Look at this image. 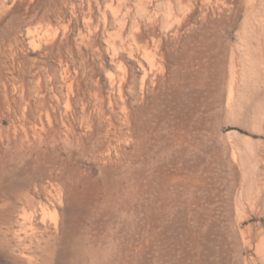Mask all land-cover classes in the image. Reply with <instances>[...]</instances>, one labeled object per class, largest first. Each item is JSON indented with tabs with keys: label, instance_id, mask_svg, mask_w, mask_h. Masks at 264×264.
Segmentation results:
<instances>
[{
	"label": "rangeland",
	"instance_id": "rangeland-1",
	"mask_svg": "<svg viewBox=\"0 0 264 264\" xmlns=\"http://www.w3.org/2000/svg\"><path fill=\"white\" fill-rule=\"evenodd\" d=\"M196 1L0 0V264H235L264 228V72L230 98L244 14Z\"/></svg>",
	"mask_w": 264,
	"mask_h": 264
},
{
	"label": "bare ground",
	"instance_id": "bare-ground-1",
	"mask_svg": "<svg viewBox=\"0 0 264 264\" xmlns=\"http://www.w3.org/2000/svg\"><path fill=\"white\" fill-rule=\"evenodd\" d=\"M200 1L202 3L201 5L204 8V10H201V11L206 13L208 10V5L213 1L212 0H200ZM200 1L197 0L196 2H200ZM218 1H220V0H217V2ZM219 4H220V2H219ZM219 4H218V7L220 8V10L225 9V8H227V9L229 8L230 12L232 10L234 11V12L233 11L232 12L234 13L233 18L235 19V21L242 14V12L244 14L245 30L243 31L244 32V34H243L244 43H243V48H242L244 55H242V53L241 54L238 53V51L236 50L237 48L235 49L233 46H231L230 47L231 49L229 50L230 51V57H229L230 68H229L227 75H228V78L230 81V85H229L230 86V89H229L230 95L229 96H230V98L231 97L233 98L235 90L238 88V87L236 88V84H238L237 82L240 83L241 78H248V75L251 76L252 74H254L257 78H261L260 77V71L264 72V0H222L221 5H219ZM225 11H226V9H225ZM130 12L132 14V11H130ZM133 15H134L133 23H138L136 14H133ZM206 15H208V13H206ZM150 16H152V15H149V17ZM149 20H150V18H149ZM190 20H194L193 14H191V13H190ZM206 20H208V19H206ZM124 24L125 23H123V25H122V30L124 28ZM154 24L155 23L152 24V27L155 26ZM250 30L255 34L254 37H251V34H249L248 31H250ZM254 41H257V45L255 46V53L251 54L249 52V49H250L251 45H254L253 44ZM246 69L248 70V72H246ZM155 163H156V161L150 164L152 167H155L154 170H156V164ZM157 169L161 170V167H159ZM164 175H165L164 177L157 178V182H159L158 191H160L161 194L157 193V196H156V199H157L156 203L157 204L156 205L159 207V209L162 210L161 214L150 213L152 211H150L147 214V217L150 221H155V223L159 222L160 224L162 223L163 225L171 217L172 214L171 215H169V214L176 209L178 202L181 201L179 196H178L179 193H177V190L179 187V177L177 175H171V176L166 175V174H164ZM155 191H157V190L155 189ZM182 201H183V199H182ZM27 202H29V201L26 199V203ZM154 202H155V200H154ZM181 202H180V204H181ZM151 205H153V204H151ZM151 208H152V206H151ZM147 209H149V208H147ZM154 209H156V207ZM256 233H257L256 237H254V236L248 237V236L244 235V233L242 232V234H243L242 239L237 241L238 244L235 242L237 244V246H239V247H237L234 243L233 246H236L238 248V252L236 253V257H234L235 262L233 261L235 264H264V228H262V229L260 228L258 232L256 231ZM255 239H258L257 243L254 242ZM221 241H223V240H221ZM225 242H227V241H225ZM225 242L223 245H225ZM219 244L221 246V243H219ZM248 246L250 248H253V252H251L250 256H248V255L243 256V254H242L243 248H245V247L248 248ZM226 247H222V248L225 249ZM236 247L234 248V250H237ZM219 249H221V247ZM228 249H231V248H228ZM234 250L233 251L231 250V251L234 252ZM210 251H211V248H210ZM221 251L223 253L222 249H221ZM221 251H219V252H221ZM228 251L230 253V250H228ZM228 251H224V252H228ZM211 252H212V254H211ZM211 252H210V254L212 256L213 253L216 252V250L214 251L212 249ZM219 252L217 251V253H219ZM223 254H221V255H223ZM219 256L216 257V255H215L213 257L219 258ZM223 256L220 257V260L219 259L218 260H219V262L221 261L220 264H227L228 260H225ZM225 256H226V254H225ZM233 256H235V255H233ZM213 257H212V259L214 260ZM215 260H217V259H215ZM232 260H234V259L231 258L230 261H232ZM213 262H215V261H213Z\"/></svg>",
	"mask_w": 264,
	"mask_h": 264
}]
</instances>
